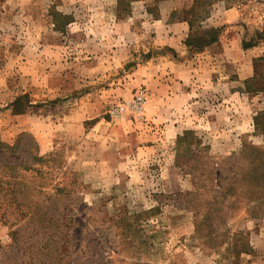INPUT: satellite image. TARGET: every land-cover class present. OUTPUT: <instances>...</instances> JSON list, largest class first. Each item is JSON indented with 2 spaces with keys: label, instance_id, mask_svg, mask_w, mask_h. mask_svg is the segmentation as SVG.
I'll return each mask as SVG.
<instances>
[{
  "label": "rangeland",
  "instance_id": "rangeland-1",
  "mask_svg": "<svg viewBox=\"0 0 264 264\" xmlns=\"http://www.w3.org/2000/svg\"><path fill=\"white\" fill-rule=\"evenodd\" d=\"M218 1L203 22L194 0H0V264H264V199L242 191L250 156L239 155L264 149V94L245 84L256 139L226 156L187 130L175 166L145 105L143 119L112 116L139 92L148 98L145 87L121 93L161 54L142 46L147 20L195 19L184 44L204 62L208 47L194 41L207 26L221 37L212 19L224 10L245 6L256 16L245 42L264 41V6ZM131 13L133 56L108 64ZM258 74L262 89L264 62Z\"/></svg>",
  "mask_w": 264,
  "mask_h": 264
},
{
  "label": "crops",
  "instance_id": "crops-1",
  "mask_svg": "<svg viewBox=\"0 0 264 264\" xmlns=\"http://www.w3.org/2000/svg\"><path fill=\"white\" fill-rule=\"evenodd\" d=\"M254 2L264 6V0ZM255 17L245 12V6L215 15L213 23L224 30L219 41L201 54L209 58L206 62L193 59L190 49L185 46L189 25L183 19L142 23L146 29L141 34L143 48L148 46L161 54L133 69L121 93L127 96L130 89L132 96L133 89L146 88V118L151 126H156L154 129H158L152 134L157 136L160 132L161 143L172 146L167 158L174 166L177 138L187 130L208 135L212 145L219 146L222 155L226 156L236 152L246 139H256L252 126L257 111L253 109L254 105L247 103L251 97L244 87L254 77L255 60L264 56V41L248 49L242 46L247 26ZM133 18L131 13L124 20L130 28L120 39L119 49L113 51L110 63L104 60L102 53L100 58L96 57L102 67L106 63L121 66L133 56L132 42L137 39L128 38L133 28V24L128 23Z\"/></svg>",
  "mask_w": 264,
  "mask_h": 264
},
{
  "label": "trees",
  "instance_id": "trees-1",
  "mask_svg": "<svg viewBox=\"0 0 264 264\" xmlns=\"http://www.w3.org/2000/svg\"><path fill=\"white\" fill-rule=\"evenodd\" d=\"M195 4L199 6V8H201V11L198 12H194V7L191 9V14L193 16H198L201 15V12L203 13L201 15V19L203 22H205L210 14H211V10L214 6H216L214 8V10H218L219 7V1L218 0H210V1H205V0H194ZM199 2V3H197ZM197 3V4H196ZM200 13V14H198ZM196 20L195 19H189L187 21L188 25H189V34H192L195 30V26H194V22ZM204 37H202L200 40H195L194 43L199 46V47H209L212 44L216 43L218 41V38L220 36V29H216L213 27H205L204 31L202 32ZM248 32L246 33V36L243 38L242 41V46L244 49H248L251 48L253 46H255L256 44H258L260 41H262V38H256L255 41L253 42H245V38L247 37ZM193 40L189 39L186 42V45L190 48L192 47L190 44ZM264 62V58L260 57L259 59L255 60L254 62V77L251 81L246 83V90L247 93L250 94H264V86L262 89H260V87H258L257 83L260 84V79H262L261 75L258 74V69H259V65L261 63ZM258 81V82H257ZM262 85H264V79L262 81ZM258 122V120H257ZM259 126V131H264L263 127L261 125H257ZM263 138H264V133L261 132ZM247 150V151H246ZM244 152H246L249 156H250V160H249V169L247 170V173H245L244 175H241V182H245L243 185H241V189L242 191H246L247 194H249L248 192V188H253L255 190V192L253 194L248 195L249 198L253 201V202H260L261 200L264 199V194H262V196L258 195V192L260 189L264 190V149H258L255 147H246L244 150L241 151V153L239 155L244 154ZM234 157L238 156L237 154H233ZM232 174H238L236 171H233ZM239 181V182H240ZM245 195V194H243ZM208 215V214H207ZM206 215V216H207Z\"/></svg>",
  "mask_w": 264,
  "mask_h": 264
},
{
  "label": "built area",
  "instance_id": "built-area-1",
  "mask_svg": "<svg viewBox=\"0 0 264 264\" xmlns=\"http://www.w3.org/2000/svg\"><path fill=\"white\" fill-rule=\"evenodd\" d=\"M147 101V95L144 91L139 92L131 103L123 104L112 111V116L115 118L122 117L123 112L128 110L139 119H143L144 105Z\"/></svg>",
  "mask_w": 264,
  "mask_h": 264
}]
</instances>
